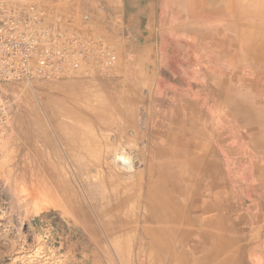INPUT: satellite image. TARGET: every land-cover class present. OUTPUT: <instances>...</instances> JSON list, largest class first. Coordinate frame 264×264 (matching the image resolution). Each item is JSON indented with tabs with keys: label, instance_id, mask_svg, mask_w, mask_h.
<instances>
[{
	"label": "rangeland",
	"instance_id": "1",
	"mask_svg": "<svg viewBox=\"0 0 264 264\" xmlns=\"http://www.w3.org/2000/svg\"><path fill=\"white\" fill-rule=\"evenodd\" d=\"M39 1L50 15L57 12L63 16L66 31L94 32L96 36H102L117 59L109 69H101L96 61L90 72L82 68L62 80L13 83L3 90L8 100V119L5 134L0 136V264H161L155 258L156 248L147 243L141 231L129 230L123 236L115 237L109 228L95 219L97 229L94 232L84 222L85 212L78 211L77 205L86 202V208L90 206L88 213L95 216L99 206L105 208L113 204L115 197L121 195L118 175H130L145 167L146 159L141 153L147 156L151 133L159 130L160 121L177 109L191 117H202L204 131L214 145L226 175L231 170H239L240 178L251 177L248 166L254 153L246 144L244 132L237 126L235 118L224 112L221 108L224 104L216 109L206 101L202 103L199 98L190 96L196 95V91L206 94V86L211 85L213 79L223 89L221 76L225 74L215 67L209 45L196 41L194 34L189 33L199 22L174 19L178 0H139L137 5L141 10L134 16L130 11L127 15L133 0ZM249 4V13L238 19L224 15L225 18L206 17L201 21H206V29L233 26L234 35L242 45L257 38L264 41V0H249ZM86 14L89 19H85ZM215 36L217 44L223 34ZM229 49L238 52L236 46H229ZM249 50L250 55L240 68L243 70L236 74L241 80L240 87L246 83L255 84L246 86L249 88L241 92L240 96L244 98L260 91L264 93V85H258L255 79L259 74L260 80L264 81V51L258 54L256 50ZM204 70L211 73V78L203 87L205 82L201 72ZM174 90L181 92L183 103L180 106L172 95ZM227 96L230 95L227 93ZM259 98L257 101L264 104V94ZM229 99L233 103V98ZM30 140L35 145L38 141L37 147L31 146ZM122 144L126 146L123 154L128 163L122 166L113 162V167H109L106 165L108 147L118 148ZM40 147L43 152L45 149L42 155ZM43 155L46 157L41 162L44 166L40 164ZM115 166L122 173H118ZM246 185L241 197L248 231L243 245L247 246L246 256L251 264L257 258L264 264V199L256 201ZM25 189L30 191L28 195H23ZM56 192L58 196L53 195ZM59 200H64L61 202L64 206H59ZM44 203L49 205L48 208ZM69 203L75 206H69ZM60 207H69L72 216ZM81 225L86 226L94 241L97 242L96 237H99L102 243L93 242L88 234H84L86 229Z\"/></svg>",
	"mask_w": 264,
	"mask_h": 264
},
{
	"label": "bare ground",
	"instance_id": "2",
	"mask_svg": "<svg viewBox=\"0 0 264 264\" xmlns=\"http://www.w3.org/2000/svg\"><path fill=\"white\" fill-rule=\"evenodd\" d=\"M137 2H139V0H133V6L134 3L137 4ZM138 6L131 8L133 9V12L135 11V15L136 10L139 8ZM249 9V0H178V12L174 19L179 18L181 19L180 21L192 19L199 22L194 26V30H189V33L194 34L197 38L196 41L204 42L206 43L205 45H209L208 51L209 54H212L214 57L213 61L215 67L218 70L220 69L222 74H225L221 76L224 81V85L222 86L223 89H220L219 84L213 79L212 84L206 86V94L196 91V95L194 94L190 96L199 98L202 103L206 101L208 105H213L216 109H219L222 104H224V106L221 107L224 112L235 118L234 121H236L237 126L244 132L246 144L254 153H252V160H250L248 166V170L251 172V177L243 176L240 178L238 175L239 170H231L229 175H226L225 171L220 166V161L216 157V149L214 145L209 142L208 135L204 131V122L200 115L191 117L188 113L179 109L175 111L171 110L172 112L165 116V120L160 121L159 130L151 133V140H149L150 144H148L149 147L147 146L148 149L146 151L147 156H145L144 152L141 153V157L146 159L145 167L141 170H135L133 173L130 171V175H118L119 178L117 184L121 187V195L117 198L115 197L113 204L105 208L99 206L95 216H91L92 214L90 215L88 213L87 209L90 208V206L87 205L89 207L86 208V202H84L85 205L83 203L77 205L78 211L83 210L85 212V215L82 218L90 230L95 232L97 229V220L95 219H98L103 227L109 228L111 232L115 234V237L117 235L123 236L129 230H132L133 232L139 230L145 236L147 243L152 248H156L155 258L160 260L161 264H251L246 256L247 246L243 245L244 238L248 231L245 227V217L243 207L241 206V197L244 190L243 187L248 184L249 192L252 193L251 196H253L256 201H259L261 198L264 199V104L257 101L260 99V95L264 93L260 91L259 93H255L250 97L247 96L245 98L243 95L240 96L243 90L255 86V84L246 83L243 87H240L238 83L241 80L237 78L238 76H236V74L241 73V70H243L240 68L243 67V63L246 61L247 56L250 55V48L256 50L257 53L259 52L258 54L264 51V41L258 40L259 38H257L251 40L248 44L246 43V45H242V43L239 42L238 37L234 35L235 28L233 26L228 25L225 27L223 25L222 27H209L206 29V26L204 25L206 21L205 23L201 21L206 17L225 18L224 15L238 19L240 15H247ZM215 34H223V37L220 38V41L217 42V44L215 42V40H217ZM229 46H236L238 52L231 51ZM229 69L232 70L230 71ZM208 78H211V73L205 70L202 71L201 79L205 82L203 87L206 85ZM260 78L261 77L258 74L255 78L256 82L258 85L263 86L264 81L260 80ZM201 84H203V82ZM248 85L249 87H246ZM123 88L125 90L126 87ZM174 91L172 92V95L178 99L180 106L183 103V100L179 95L181 92L178 93V91ZM121 93L123 94V92ZM227 93L230 96H227ZM231 97L233 98V103L229 101V98ZM132 125L135 126L136 123L133 122ZM116 130L115 133L117 132ZM122 136L123 133L121 132L120 138ZM28 138H30V136H28ZM31 143H29V145H35V143ZM37 143L38 141L36 142V145ZM36 145L33 147H37ZM40 148V154L42 155L44 154L45 149L43 152V148ZM32 150H34V148ZM118 150L120 151L119 153L117 152ZM47 151L48 153L50 152L49 150ZM107 151V160H104H106V165H110L109 167L112 166L111 163L113 162L115 165L122 164V166L128 163L127 156L123 154V152L126 151V146L124 144L119 145L118 148L108 147ZM43 158L46 159L43 155L40 164L44 166V163H41L43 160L45 161ZM40 168L41 166H38V169ZM115 168L116 166L114 169ZM118 173L122 172L118 171ZM114 174L116 173L114 172ZM243 174H246V171H243ZM106 176H108V172ZM25 192L23 191V195L30 191ZM34 193L36 197V192ZM34 193L32 196H34ZM81 194L82 193H80V195ZM29 195L31 196V194ZM53 195L58 196L57 192L53 193ZM39 197L38 199H40ZM45 197L47 198V195ZM43 200L45 201V199ZM59 201V206H64L61 203L64 200ZM77 201L81 200L78 199ZM49 203L56 207L53 205V202ZM58 204L56 202V205ZM69 204H71L69 206L74 205L73 203ZM65 205L67 206L66 203ZM48 206L49 205H47V208ZM40 207L43 208V205ZM67 208L69 210L66 208L64 209H66L67 212H70V208ZM72 208L76 210V207ZM63 211L66 212L65 210ZM64 212L63 214H65ZM70 213H68V216H72V210ZM79 222L81 221L79 220ZM79 222L76 223L80 225L82 222ZM83 227L85 228L86 226ZM101 228H98L100 232ZM84 234L89 235L87 229ZM96 239L97 242L92 238L93 242L98 244L102 243V240L99 239V237H96ZM260 240L262 239L260 238ZM120 244L122 246L123 243ZM91 247L92 246H90V248ZM259 263L261 262L259 261Z\"/></svg>",
	"mask_w": 264,
	"mask_h": 264
},
{
	"label": "built area",
	"instance_id": "3",
	"mask_svg": "<svg viewBox=\"0 0 264 264\" xmlns=\"http://www.w3.org/2000/svg\"><path fill=\"white\" fill-rule=\"evenodd\" d=\"M65 23L39 0H0V136L8 119L3 90L9 84L62 80L82 68L90 72L96 61L103 70L116 62L102 36L66 31Z\"/></svg>",
	"mask_w": 264,
	"mask_h": 264
},
{
	"label": "crops",
	"instance_id": "4",
	"mask_svg": "<svg viewBox=\"0 0 264 264\" xmlns=\"http://www.w3.org/2000/svg\"><path fill=\"white\" fill-rule=\"evenodd\" d=\"M132 7H130L129 9L127 8V15H129V11L130 12H132L131 13V15L132 16H134L135 14H134V12H133V9H131V8H133L134 6L133 5H131ZM135 6H138L137 4H135ZM139 7V6H138ZM137 10H141L140 8H138ZM137 10H136V12H137ZM137 15V14H136ZM92 34L93 35H95V33L94 32H92ZM259 261L261 262V263H259ZM258 262V263H257ZM263 262L260 260V258H257V260H256V262L255 263H252V264H262Z\"/></svg>",
	"mask_w": 264,
	"mask_h": 264
}]
</instances>
